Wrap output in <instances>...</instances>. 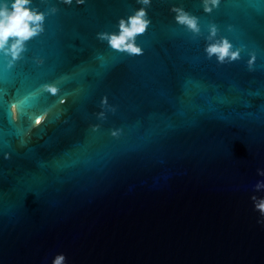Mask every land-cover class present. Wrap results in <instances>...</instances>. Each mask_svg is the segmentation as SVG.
<instances>
[{
  "label": "water",
  "instance_id": "95a60500",
  "mask_svg": "<svg viewBox=\"0 0 264 264\" xmlns=\"http://www.w3.org/2000/svg\"><path fill=\"white\" fill-rule=\"evenodd\" d=\"M35 4L59 11L0 71V264H51L57 252L70 264H264L250 200L264 179V0H223L211 15L201 0H153L140 56L96 38L137 0ZM173 4L199 17L203 35L175 23ZM212 23L257 51L253 71L247 51L231 64L207 58ZM53 81L55 97L40 90ZM105 94L117 112L93 132ZM45 110L48 121L26 136Z\"/></svg>",
  "mask_w": 264,
  "mask_h": 264
},
{
  "label": "clouds",
  "instance_id": "9594fccd",
  "mask_svg": "<svg viewBox=\"0 0 264 264\" xmlns=\"http://www.w3.org/2000/svg\"><path fill=\"white\" fill-rule=\"evenodd\" d=\"M153 0H137L140 5L132 11L126 18H120L117 30L106 32L100 31L96 33V38L106 42L109 49L126 53L129 56L143 55L144 49L137 42L138 37L147 32L152 24L149 16V8L152 6ZM223 0H201L203 12L211 15L215 10L219 9ZM51 3V0H49ZM60 3L72 5L73 3L82 5L85 0H60ZM59 8L52 4L46 10H42L35 4V0H0V71H11L19 61L25 58V54L29 50V44L45 33L46 21L49 15L56 14ZM170 11L174 13L175 23L184 26L194 37L203 35L199 17L193 15L182 6L172 5ZM229 31H233V26H228ZM220 29L215 23L208 26L207 35L204 37L205 46L203 48L209 60L215 59L220 64H231L243 59V53L247 51L248 59L246 61L249 71L255 69L257 63V51L248 50L246 45L237 46L227 36L220 35ZM103 53H97V58ZM35 63L44 64L43 59H35ZM60 77L59 79H64ZM40 90L51 94L53 97L60 94V88L56 81L44 83L40 85ZM31 95V94H30ZM69 93L61 96L59 103L66 104ZM99 111L93 113L101 123L90 124L89 127L93 132L101 129L102 122L108 119V113L115 114L117 106L110 103L107 94L102 95L99 99ZM48 111L35 117L34 123L29 126L26 136H31V129H39L48 121ZM20 120V112L18 103L11 104V121L18 124ZM109 134L113 138H120L123 134V128L112 127ZM3 158L10 160L12 153L3 151ZM256 175L264 178V167L256 168ZM259 193V195L257 194ZM252 210L257 214L256 223L264 226V179L257 180L253 185V194L250 196ZM51 264H70L68 256L64 252H57L51 259Z\"/></svg>",
  "mask_w": 264,
  "mask_h": 264
}]
</instances>
